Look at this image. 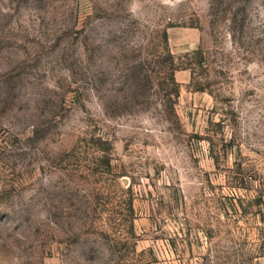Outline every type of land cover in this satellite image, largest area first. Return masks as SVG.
Listing matches in <instances>:
<instances>
[{
  "label": "rangeland",
  "instance_id": "obj_1",
  "mask_svg": "<svg viewBox=\"0 0 264 264\" xmlns=\"http://www.w3.org/2000/svg\"><path fill=\"white\" fill-rule=\"evenodd\" d=\"M0 264H264V0H0Z\"/></svg>",
  "mask_w": 264,
  "mask_h": 264
}]
</instances>
